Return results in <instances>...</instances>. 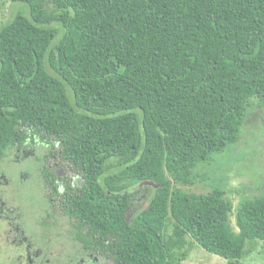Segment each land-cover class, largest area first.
Wrapping results in <instances>:
<instances>
[{
    "label": "trees",
    "instance_id": "16d2710c",
    "mask_svg": "<svg viewBox=\"0 0 264 264\" xmlns=\"http://www.w3.org/2000/svg\"><path fill=\"white\" fill-rule=\"evenodd\" d=\"M6 1L28 13L0 28V160L53 151L45 196L86 253L181 264L195 244L239 264L247 241L264 251V192L235 232L224 191L184 189L264 110V0Z\"/></svg>",
    "mask_w": 264,
    "mask_h": 264
},
{
    "label": "rangeland",
    "instance_id": "374dc122",
    "mask_svg": "<svg viewBox=\"0 0 264 264\" xmlns=\"http://www.w3.org/2000/svg\"><path fill=\"white\" fill-rule=\"evenodd\" d=\"M27 13L25 3L0 0V28ZM247 114L239 141L217 155L211 165L197 166L192 173L197 177L184 188L201 195L224 191L232 204L228 218L235 232L239 205L264 192V110L254 105ZM52 152L41 144H25L10 149L0 160V264H111L101 254L86 253L70 236L69 220L48 203L41 169L45 155ZM246 243L239 264H261L262 244ZM181 264L228 262L193 244Z\"/></svg>",
    "mask_w": 264,
    "mask_h": 264
},
{
    "label": "water",
    "instance_id": "95a60500",
    "mask_svg": "<svg viewBox=\"0 0 264 264\" xmlns=\"http://www.w3.org/2000/svg\"><path fill=\"white\" fill-rule=\"evenodd\" d=\"M143 186H152L153 188H157L158 187V185L153 183L152 181H142L141 183H139L137 188H141Z\"/></svg>",
    "mask_w": 264,
    "mask_h": 264
}]
</instances>
